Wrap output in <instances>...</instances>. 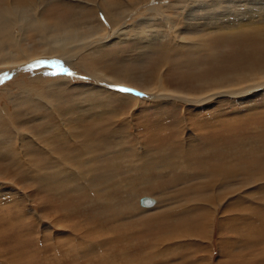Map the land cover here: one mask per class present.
I'll use <instances>...</instances> for the list:
<instances>
[{
	"label": "rangeland",
	"instance_id": "rangeland-1",
	"mask_svg": "<svg viewBox=\"0 0 264 264\" xmlns=\"http://www.w3.org/2000/svg\"><path fill=\"white\" fill-rule=\"evenodd\" d=\"M157 1L162 4L172 2ZM73 7L68 9L55 3L45 15L50 19L81 18L82 9ZM231 33L236 37L229 38ZM241 34H246V39ZM211 37L208 50L193 59L189 55L182 56L196 65L181 66L182 72L177 67L180 59L172 60L168 87L180 85V88L195 91L206 79L220 75L218 70L230 67L233 72L257 71L261 68L259 65H264V17L253 19L248 26L218 29ZM161 57L157 55L148 59L149 62L138 64L141 68L136 67L135 74L155 68ZM52 66L68 78L63 81L73 82L65 93L59 92L65 98L66 110L43 107L33 113L38 116L36 119L33 114L23 113V117L20 115L21 118L12 120L29 131L25 140L35 152L31 156V165L37 164L44 176L33 172L32 175L27 171L29 165L22 166L21 163L20 167L14 162L10 151H16L19 138L15 133L9 135L11 123L5 122L4 128L0 127V264H264V180L258 179L255 172L245 177L236 175L229 187L226 179L220 180L211 174V168L221 165L219 162L224 157L227 163L231 160L236 170L239 167L257 168L261 170L257 172L263 173L264 90L260 89L262 91L253 97H225L206 106L177 107L171 104L161 109V106L145 105L134 115L129 114L130 121L120 123L116 121H122L128 112L114 102L110 105L102 103L101 107L97 99L102 98L87 92L92 81L82 68L57 66L51 61L30 68ZM18 73L8 74L0 80V91L11 88ZM81 83H85L83 88L78 85ZM133 96L148 100L134 93ZM74 103L84 106L69 112L67 104L75 106ZM185 109L194 116L199 115V119L208 117L212 120L213 115L220 114L225 121L230 120V130L225 133L221 128L218 134L211 133L212 136L201 134L205 131L200 130L196 140L183 136L179 127ZM114 110L120 111L117 117ZM31 131L39 144L28 141L33 135ZM26 142L23 144L28 146ZM138 143L144 147L130 148ZM87 145L95 146V153L99 154L96 161L93 159L89 163L86 160L88 154L84 161L78 155L71 164L64 160L85 150ZM213 146L218 150L211 151ZM22 148L27 150V147ZM210 151L212 155H220V159L212 157ZM137 152H140V158ZM51 154L60 157L61 162L50 161ZM141 161L149 162V165L146 162L143 165ZM61 171L70 174L78 171L77 181L61 178ZM92 176L96 180L90 179ZM250 177L255 182L248 180ZM223 193L229 194L223 198ZM145 195L156 198L153 207L140 205L139 199ZM229 203L231 211H225Z\"/></svg>",
	"mask_w": 264,
	"mask_h": 264
},
{
	"label": "bare ground",
	"instance_id": "bare-ground-1",
	"mask_svg": "<svg viewBox=\"0 0 264 264\" xmlns=\"http://www.w3.org/2000/svg\"><path fill=\"white\" fill-rule=\"evenodd\" d=\"M155 1L156 0H0V76L5 73L7 75L12 73L15 74L17 71H19L17 77L11 83V88H2L3 90L0 91V127L3 126L4 128L6 125L5 122L11 123L10 125L13 126L10 127V131H8L10 132L9 135L13 133L17 134V137L20 141L16 151H10L12 157L14 156L13 158L15 163H18L20 167L24 164H26V166L29 165L27 171L30 173L33 172L36 175L43 174L44 176V172L39 166H37V164L34 163L31 165L33 160V157L31 156L35 152L32 148L33 146H31L25 140V136L29 131H27V128L22 126V124L17 122L15 123V120L14 122L12 120L17 119V117L23 113H27L28 115H32L34 112L37 113L43 107H48L54 111L63 110L64 106L66 107V105L63 104L66 102L64 101L65 98L59 92L65 93L67 87L73 85V82L71 83L68 81H63L68 78H66L64 75L62 76L60 73H58V71L54 70L53 66L52 68H30L35 67V65L39 66L43 62L51 61L53 65L56 64L57 66L64 64V66L72 65L82 68L85 74L92 81L90 84L91 87L88 88L87 92L96 96L98 95V97L102 98L99 100L97 99V102L100 103V106L102 103L110 105L114 102L116 106L119 104L122 105L124 108L123 111L128 112L127 116L125 115V118L122 119V121H116L120 123H127V121H130V119H128L131 117L129 114L134 115V113L141 111V108H143L145 105H151L152 107L157 105L159 107L161 106V109L163 106L171 104H174L177 107L178 105L183 107L186 105L188 107H194L198 105L206 106V104L209 102H218L225 97L228 99L235 97H244V99L246 97H253L260 91L264 90V65H259L261 68L259 67L260 69H257V71L256 69L254 71L247 70L249 68L248 66L246 72H233L231 71L230 67H227V64L226 69L217 71L220 75L214 76L212 79H206L202 82L200 89L195 91H188L186 89L180 88V85L170 88L166 84L171 71V63L174 58L176 60L180 59L179 63H177V67L180 70L181 66L182 68H185V66L188 67L187 65L191 64L192 60H184V55H189L193 59L199 53L208 50L212 39L211 36L216 30H232L235 28L248 26L253 23V19L264 17V0H172L170 4L165 3L166 5ZM55 3H60V5L62 7L64 6L65 8L74 6L78 9H82L81 13L79 12L81 14V18L76 19L75 17V19H63V17L62 19H50L45 15V12ZM50 16L52 17V15ZM241 36L246 39L247 35L241 34ZM234 37H236V35L233 33H231V36H229L231 39ZM157 55H162V57L160 63L155 66V68H148L145 70V72H142L141 70L140 73L135 74L137 69L141 68V65L138 64H141L148 59L151 60ZM207 56H209V54H207ZM181 57L183 60H181ZM128 63L129 65L126 66ZM148 65L149 64H147V66ZM191 65L196 64L192 63ZM136 67L138 68L135 69ZM181 79H183V77ZM78 85L79 87L83 88L85 83ZM61 87L63 88L60 89ZM121 88L131 89L132 91L123 92L120 91ZM133 93L137 95L142 94L140 96L147 98L148 100L143 101L135 98ZM74 105L75 106L67 104V110L70 112V109H79L84 106L82 103H74ZM100 106L97 108H100ZM11 107H13V109ZM112 107L114 108V105ZM161 109L158 110L162 111ZM75 111L76 109H74V112ZM113 112L114 116L117 117L120 111L114 110ZM193 114L194 113L190 114L187 112V109H185L183 116H181L183 122H180L181 127H179L181 135L190 136L191 139L195 138L196 140L197 136L201 132L200 130L205 131L201 134L210 133L211 135V133L218 134V130L224 128L225 133H228L230 130L228 128L230 125H232L230 120L225 121L222 119L220 114L213 115L212 120L208 119V117L199 119V115L197 113L196 115L198 116H194L195 114ZM199 114H201L200 110ZM33 116L34 119L38 117L34 114ZM96 116H98V114ZM157 117L161 118L158 114ZM25 124L26 123L24 122V125ZM73 128H77V126H73ZM33 133L34 132L31 131V134ZM36 140V136L33 134L32 136L30 135L28 141L31 144H39V142H37L38 140ZM24 142L28 143V146L24 145ZM22 147H27V150L23 149ZM94 147L87 145L85 150H79L77 154H74L75 156H68V158H65L64 160L71 164L70 162L75 160L77 155L79 157L82 156L83 160L84 156L88 154V159L86 160L89 163H92L93 159L95 160L99 157V154L95 153L96 148ZM143 147H140L138 143V145H132L130 148L138 150ZM13 149L14 148H11V150ZM211 149V151H214L216 150V147L213 146ZM45 151L49 152V150ZM137 153V156L140 158V152ZM90 154L95 156H90ZM213 156H217L220 159V155L213 154L212 157ZM50 157V161L54 160L55 162H61L62 160L58 156L55 157L54 154H51ZM221 160H223L222 162H219L221 165L218 163V165H212L213 167L211 170L214 173L211 171V174L216 175L213 177L217 179H226L229 183L226 184H228L229 187L232 179L236 175L245 177V175L255 172V176H257V178L260 177L261 180H264V171L261 173L257 172L261 171L257 168L252 170L245 167H239L238 169V166L236 167V170L234 169V166V168L232 167L231 160L228 163L226 162V157L221 158ZM78 162L80 161L78 160ZM141 162L143 164L146 161ZM146 164L149 165V162H146ZM89 167H91V165ZM23 172L25 171L23 170ZM87 172L90 173V170L88 169ZM61 173H63V177L61 178H65V180L72 178V182H74L76 177H78V171L77 174L73 171L72 174H70L71 172L69 173L66 171H61L60 174ZM114 176H116V174ZM90 179L93 181L96 180V178L93 179V176ZM248 180L252 181L253 178L251 179L250 177ZM253 181L255 182V179ZM224 184L225 182H223V185ZM253 186H255L254 183ZM229 187L226 185V190ZM239 193L241 194V192ZM227 194L229 193H223V198H226ZM148 197H150L153 202L151 205L143 207L151 208L156 204L157 200L152 196ZM222 204L224 205V203ZM235 206H237V204ZM230 208L231 203L227 205L225 211H231ZM215 209L217 208L215 207ZM209 212L212 213L210 210ZM199 224H201V221Z\"/></svg>",
	"mask_w": 264,
	"mask_h": 264
},
{
	"label": "water",
	"instance_id": "water-1",
	"mask_svg": "<svg viewBox=\"0 0 264 264\" xmlns=\"http://www.w3.org/2000/svg\"><path fill=\"white\" fill-rule=\"evenodd\" d=\"M153 202V200L148 197V196H142L140 199H139V203L140 205L142 206H148V205H151Z\"/></svg>",
	"mask_w": 264,
	"mask_h": 264
},
{
	"label": "snow or ice",
	"instance_id": "snow-or-ice-1",
	"mask_svg": "<svg viewBox=\"0 0 264 264\" xmlns=\"http://www.w3.org/2000/svg\"><path fill=\"white\" fill-rule=\"evenodd\" d=\"M120 91L131 92L132 90L131 89H127V88H121ZM138 95H142V94H138Z\"/></svg>",
	"mask_w": 264,
	"mask_h": 264
}]
</instances>
